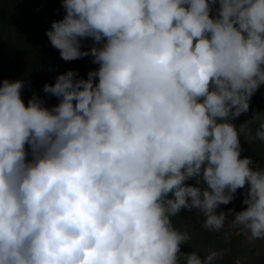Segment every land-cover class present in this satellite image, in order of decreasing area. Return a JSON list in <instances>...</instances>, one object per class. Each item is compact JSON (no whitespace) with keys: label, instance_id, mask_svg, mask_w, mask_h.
Wrapping results in <instances>:
<instances>
[{"label":"clouds","instance_id":"1","mask_svg":"<svg viewBox=\"0 0 264 264\" xmlns=\"http://www.w3.org/2000/svg\"><path fill=\"white\" fill-rule=\"evenodd\" d=\"M61 7L51 46L98 67L45 83L51 107L0 81V264H217L215 249L181 250L182 209L264 239V168L240 143H264V113L232 123L264 85V0ZM238 189L246 207L217 211Z\"/></svg>","mask_w":264,"mask_h":264},{"label":"trees","instance_id":"2","mask_svg":"<svg viewBox=\"0 0 264 264\" xmlns=\"http://www.w3.org/2000/svg\"><path fill=\"white\" fill-rule=\"evenodd\" d=\"M63 15L61 0H0V65L10 71L15 80L25 81V88L28 91L37 92L41 94V97L44 96L51 106L57 103V98L44 93L42 87L45 83L52 84L55 81L52 63L59 55V50L51 46L45 32L50 28L52 21L62 19ZM91 43L90 39H85L82 49L88 48ZM91 59L77 65L75 69L77 76L86 78L87 72L97 67L95 64L88 65ZM75 60L78 62V59ZM258 92L256 101L263 102L264 95ZM254 103L255 100L254 102L250 100L249 111L242 113L232 121L235 126L239 127L241 123L250 119L252 115L250 110ZM240 143L244 149V155L250 156L253 153L250 149L252 144L243 142L241 138ZM238 198L236 194V198L231 202L232 206H237ZM202 219L204 217L195 210L187 213L186 220L183 222L186 226L178 229L187 231L191 239L185 245H181L182 251H196L201 256L204 255L205 250L199 247V241L202 240L194 237L198 231L190 228ZM172 224L175 227V222ZM190 229L193 230L192 233ZM239 243L240 237L233 236L229 242V252L221 253L217 264H238ZM252 264H264V257L256 258Z\"/></svg>","mask_w":264,"mask_h":264},{"label":"rangeland","instance_id":"3","mask_svg":"<svg viewBox=\"0 0 264 264\" xmlns=\"http://www.w3.org/2000/svg\"><path fill=\"white\" fill-rule=\"evenodd\" d=\"M89 58H91V56H86L84 59L79 58L78 62H76V60L64 61L60 58L59 55H57V58L52 63V72L54 74V77H56L57 74L63 73L67 70H73L75 72L77 65L80 62L85 63L87 59ZM91 64H93L91 61L88 62V65H91ZM1 66L2 65H0V81L4 79L15 80L14 77H12L13 74L10 71H8L5 67H1ZM96 66L98 67V65ZM258 91H260V93L264 95V85H261L250 99V100H253V102L255 100L254 106L252 105L251 107L252 110H250L252 113L250 119L253 117L255 113H264V101L263 102L256 101L258 100V93H259ZM32 93L33 92L28 91L27 88L25 87L23 88L21 92V98L25 102V105H27V100L31 97ZM35 93L37 94V96L41 97V94L37 92ZM41 98H43L46 107H51L50 102L44 96ZM257 126H258L257 122H253L250 125V128L255 130ZM241 139L243 140V142L245 141L243 137H241ZM247 142L252 144L250 149H252L251 151L253 153L249 157L252 158L255 165H257L258 167L264 168L263 143H261L260 141H256V140L246 141V143ZM26 149H27V146H26ZM243 156H245L244 151L241 152V157ZM193 182L194 181H187L186 183H193ZM242 191L244 190L243 189L237 190V194L239 197L237 200V206H232L231 205L232 201H231L227 205H219L217 208V211H220V210L226 211L229 208H232L235 211H240L244 207H246V205H243L241 203L243 197L242 195H240V193ZM187 213H191V211L182 209L181 212L177 216H174L171 218L172 222H175L176 228L182 229L186 226L183 224V222L184 220H186ZM231 219H233V216L231 214L226 215L225 226L219 232L209 231L205 229L202 226L203 225L202 220L204 219L199 220L196 223H194L192 227L190 228L194 229V231H198L194 237H196L199 240H202V241H199V247L205 251L211 248V249H215L219 251L220 253H228L229 252V242L231 241L233 236H237V237H240V243H239L240 254L237 259L238 264H252L256 258L264 257V239H258L255 241L249 240L243 232H241L237 228H234L231 224L228 223ZM192 229H190L191 233L193 232Z\"/></svg>","mask_w":264,"mask_h":264}]
</instances>
